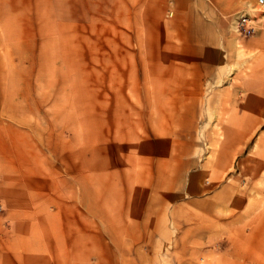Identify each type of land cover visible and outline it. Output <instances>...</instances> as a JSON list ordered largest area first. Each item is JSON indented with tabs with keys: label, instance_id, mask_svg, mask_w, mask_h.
Instances as JSON below:
<instances>
[{
	"label": "rangeland",
	"instance_id": "obj_1",
	"mask_svg": "<svg viewBox=\"0 0 264 264\" xmlns=\"http://www.w3.org/2000/svg\"><path fill=\"white\" fill-rule=\"evenodd\" d=\"M227 1L0 0V264H264L258 60ZM28 217L66 245L19 249Z\"/></svg>",
	"mask_w": 264,
	"mask_h": 264
},
{
	"label": "crops",
	"instance_id": "obj_2",
	"mask_svg": "<svg viewBox=\"0 0 264 264\" xmlns=\"http://www.w3.org/2000/svg\"><path fill=\"white\" fill-rule=\"evenodd\" d=\"M187 1H188L189 7H191L190 0H181V1L177 0V3L179 5H182L184 2L183 5H185ZM257 1L258 0L256 1L255 0H233V2L227 1L225 5V9L227 13L228 11L231 13L235 9L244 6V8L242 7V9L240 10V12L250 11L251 13H253L254 8H249L248 6L255 5V2H256V5H258ZM239 42L242 45L241 48L245 47L247 51H250L251 54H253L252 62L254 58L256 61L258 60L255 65V72H252L254 84L250 85V88L253 89V93H252L253 96L251 98H247V101L245 102L248 108L251 107L253 109V114L256 115V118L258 119L255 121L256 123H254L253 126L259 127L264 122V119H260L261 115L263 116L262 111H261L263 108L262 103L264 104V26L261 25L256 31L254 36L249 37V38L243 37V39L239 40ZM242 124L244 125V127L246 126V123H243V120H239L238 125L241 126ZM229 139L230 137L227 138L226 143H229ZM260 140H261V137H260ZM257 154H258L259 159H264V151H258L256 152V155ZM227 163L228 164L225 165L226 167L229 166V162ZM253 174H256L255 167L253 168ZM263 174H264V171H263ZM20 188H21V185L19 186L18 189L15 188L12 191L14 195L12 196V198L8 200V202L13 203V207L28 206L29 209L31 210L32 208L35 207L34 200H36L37 192H39L40 190L39 189L37 190L36 187H33L31 185L24 186L23 189L21 190ZM20 193L21 195L19 196ZM163 218H164V215L163 216L161 215L159 219H163ZM259 220L260 222L264 223V218L259 219ZM38 223L43 224L42 221H39ZM56 223H60L59 219L56 221ZM43 226L44 228L40 227L39 229V231L43 233V235H40V234H37L36 223L34 222V220L28 217L22 223L18 221L16 225V228H17L16 232L13 233V235H14V239L20 241L19 249H22V244H24L28 246V248H26L27 251L29 250L28 253L31 252V250H34L35 252L39 251L40 254L45 255L46 253L50 252L49 251L50 249L58 250V247H62L66 245L64 243L65 241L63 240V237H60L58 234H56L54 237L50 236L51 234L50 232L52 231V228H49V226L47 227L45 225ZM18 262L22 264L21 260L19 261V259H18Z\"/></svg>",
	"mask_w": 264,
	"mask_h": 264
},
{
	"label": "built area",
	"instance_id": "obj_3",
	"mask_svg": "<svg viewBox=\"0 0 264 264\" xmlns=\"http://www.w3.org/2000/svg\"><path fill=\"white\" fill-rule=\"evenodd\" d=\"M261 25L264 26V0H258V5L253 9V13L250 11L239 12L235 21L237 33L245 38L254 36Z\"/></svg>",
	"mask_w": 264,
	"mask_h": 264
},
{
	"label": "bare ground",
	"instance_id": "obj_4",
	"mask_svg": "<svg viewBox=\"0 0 264 264\" xmlns=\"http://www.w3.org/2000/svg\"><path fill=\"white\" fill-rule=\"evenodd\" d=\"M236 15H237V13H236ZM235 29V32L237 33V29H236V26L233 24V26H232V30H234ZM237 36L239 37V34L237 33Z\"/></svg>",
	"mask_w": 264,
	"mask_h": 264
}]
</instances>
